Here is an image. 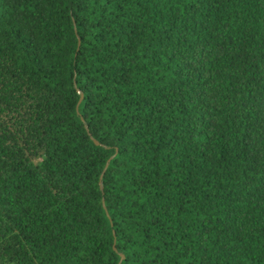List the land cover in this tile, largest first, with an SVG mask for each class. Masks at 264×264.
<instances>
[{"label":"trees","instance_id":"16d2710c","mask_svg":"<svg viewBox=\"0 0 264 264\" xmlns=\"http://www.w3.org/2000/svg\"><path fill=\"white\" fill-rule=\"evenodd\" d=\"M0 264H264V0H0Z\"/></svg>","mask_w":264,"mask_h":264},{"label":"water","instance_id":"95a60500","mask_svg":"<svg viewBox=\"0 0 264 264\" xmlns=\"http://www.w3.org/2000/svg\"><path fill=\"white\" fill-rule=\"evenodd\" d=\"M76 91L79 93V99H78V103H79V101H80L81 98H82V95H81V93H80V91H79L78 89H76ZM92 140H93V142H94L95 144H98V142H97L96 140H94V139H92ZM108 161H109V159L106 161V164H105V166H104V168H103V171L105 170ZM99 184H100V183H99ZM100 188H101V184H100ZM120 257L122 258V255H121V254H120Z\"/></svg>","mask_w":264,"mask_h":264}]
</instances>
